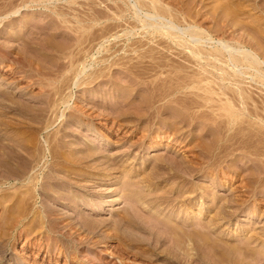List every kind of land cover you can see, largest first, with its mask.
<instances>
[{
	"label": "rangeland",
	"instance_id": "obj_1",
	"mask_svg": "<svg viewBox=\"0 0 264 264\" xmlns=\"http://www.w3.org/2000/svg\"><path fill=\"white\" fill-rule=\"evenodd\" d=\"M14 1L16 6L23 2V0ZM96 1L95 4L93 0H55L50 2L51 7L48 6L45 8L42 4H38L37 6L32 4L24 9L22 8L7 22L0 24V143L10 146V148H6V151L28 156L30 152L25 149V145H30V142L32 144L35 143L36 147L41 149V151L48 153V160L39 165L42 169H46L50 165L48 148H51L52 152L55 150L54 152H61L67 156L79 155L80 153H84L87 147V141L89 142L91 139H95L93 143L98 148L90 162L71 167L74 170L73 173H77L80 176L71 179V182L74 180L73 187L71 189L67 188V190H59L60 194L68 193L67 195L71 197L75 195L74 198L82 197L80 199L85 204H79L77 202L76 207L73 204L68 205L70 207H64L59 202L56 203L53 200L56 196L54 197L52 193L51 195L49 194V200L46 199L45 201L43 199V193L36 192L37 197L34 202L31 201L32 205L27 207L30 210H26L25 216L20 209V207L22 208V204L19 202L18 197L21 198L28 194L26 186H23L27 180L23 181L22 186L18 182L14 186L11 183L14 182V180L11 181L14 177L12 176L9 179L7 172H4L0 168V174H3L0 175V264H169L166 258L167 255L173 253L176 256V252H172L174 248L171 247L173 250L170 248L172 245V242H170L171 239L168 238L169 241H167V238L161 235L162 239L156 242L153 239L154 237L152 238V234L135 228L137 226L135 224H132L134 227L126 223L124 224V222H121L116 227L113 225V222L122 219L126 212L132 214L133 218H135L134 220L140 222V226L144 227L143 229L145 230H148L149 225L153 224V217L159 212L162 213H159L157 217L159 216L162 219L164 216L171 215V213L172 216L178 215L176 221L180 222V218L188 220L186 227L190 229H188L190 232L192 231L191 234L196 232L194 235H197V233L201 235L203 233V235L217 238L220 244H222V241L225 242V240L229 242L232 237L233 239H237V235H241L242 232H245V238H253L252 241L257 234L256 238L258 237L260 239L258 240L257 238V243H252V246H257L258 249L262 250L264 247V189L262 187L257 194H252L251 187L254 185L248 179L251 176L250 174H252V168L257 163V160L253 159L255 156H250V159H244L246 161L242 163L240 160L244 154L240 150L235 151V154L223 163L221 171L220 169L218 171V168L212 171L211 166L206 162L207 158L205 154H201L200 148L193 149L192 147V140L199 136L202 137L201 140L203 143L209 141L207 133L210 128H203V125L196 127V129L184 126L182 131H180L182 132L180 136L175 137V135L170 134L168 130L173 125L172 118L169 117L171 110L161 112L170 103L167 100L157 101L154 105L160 110L159 117L155 119L148 118L146 113L144 114L145 110L142 107L146 104L140 102L141 98L140 100L131 99L133 95H130V89L125 90L128 83L125 81L126 77L119 67L112 68L111 70L104 69L103 76H99L95 80L93 78L95 74L91 77L89 76L90 78L87 77V74L84 76L86 78L85 80H82L83 74L78 75L76 78L75 74L78 73L77 71L83 65L87 67L86 72H90L91 69L94 68L96 70L106 63L101 60V55L95 53L98 45L91 53L89 51L86 52L87 46H85L86 48L83 50L85 55L81 53L83 56L78 58L77 62L75 60L73 61L74 63L70 62L67 64L69 62L68 58H70L69 52L75 46L74 37H77L81 33V28L80 30L78 28L82 27L85 29L88 25L86 21L82 22L83 25L81 23L78 24L74 21L72 15L75 16L78 13L79 16L82 14L85 16L84 13H88L90 10V3V6L94 5L98 9L105 10L106 8L104 6L108 7L110 3L113 6L115 5L113 3L115 1L103 0L107 4L102 0ZM121 1L116 0L119 3ZM180 1L184 5V9L191 8L192 11L202 10L208 12L213 9L216 3L226 2V0H217L219 2L216 0ZM236 3L238 5L240 4L245 10H248L245 16L249 14L250 17L244 16L246 22L248 20L250 22L253 18L256 20L258 18L261 19L263 16L262 27L264 28V0H238ZM56 8H62L66 11V17L68 16L67 18L69 20L68 22H60V25L77 26L74 30L67 29L70 32L67 36L62 33H54V30L58 31V27H55L58 24L56 23L58 20L55 21L53 18ZM219 15H221V12H219ZM51 18L54 20L51 21ZM50 22H53L51 23L52 25L50 24L51 26L48 25ZM213 23L207 26L211 28L212 31L209 29L211 33L218 37L219 35L215 32L217 23ZM53 25L55 26L53 27ZM20 31L23 32L20 33ZM12 32L16 34L13 33V35ZM122 33L123 31L119 28L118 34L123 35ZM17 34L19 36H16ZM235 34L246 35L242 29L236 30ZM248 37L247 35L245 36V38ZM71 45L73 46L71 47ZM253 49H255L254 46ZM1 50L9 51L5 55ZM176 52L175 50H171L170 52L165 51L164 53L167 54V57L181 61L175 55ZM54 62H56V65L58 64V70ZM27 63H31L30 65L33 67L27 65ZM64 64L67 65L62 68ZM70 64H72V67ZM68 65L70 66L67 67ZM14 71H18V73H14ZM164 75L165 73L163 75L158 73L151 77L140 78L139 81H150L157 79L156 76L159 78ZM92 78L93 80L89 81ZM119 78L120 80L118 81ZM112 80L115 83L118 81L117 83L121 85L123 83L124 92L122 90L121 93L128 98L122 102L121 106L123 108L121 107V109L119 107V109L117 108L118 104L113 105L114 99H112V95H114L115 83ZM62 81L63 83H61ZM241 85L251 90L255 97H258V93L264 92V86L255 80L249 81L247 79ZM57 86H63L62 88L60 87L61 91L58 89L60 92H57ZM138 93L140 95L142 93L141 96H144L143 99L147 98L144 95L143 89L140 88ZM63 99H67V103L63 104ZM47 103L52 104V108L49 110L46 109ZM176 106L178 109H181V105ZM77 110L79 111L77 112ZM35 115L39 116L36 117ZM167 117H169L168 120ZM197 121L206 122L203 119H197ZM55 140L57 141L56 143ZM158 143L159 145H157ZM154 144L156 146L152 147ZM102 156H106V159ZM162 158L167 159V162H163L164 164L161 163L159 160ZM196 160L201 162L200 166H197ZM232 160H234L233 162L236 165L238 164L237 168H232ZM102 161H106V165H103ZM158 163L162 164V168L157 166ZM228 166L231 168L229 169ZM102 167L106 171L103 172ZM139 167H143L144 172H135L134 169ZM186 168L193 169L189 171ZM183 170L184 172H182ZM61 174L63 173L58 174L60 181L61 179H65L63 177L67 179L70 176L67 172L65 176ZM149 175L154 176V179L152 178L154 182L147 180L150 178ZM95 176L97 178H93ZM151 184L154 185L152 186ZM244 190L249 191L245 197H240L241 192ZM180 191H182V195H180ZM7 194L14 195L12 196L14 197V202L6 199L10 196L8 195L7 197ZM177 194L180 196L178 197ZM89 197L93 199L90 201ZM159 198L165 200L161 204L162 206L159 205L162 201ZM155 200L159 202L157 204L152 202ZM241 201H243L242 204ZM141 203L144 204L142 205ZM45 206L46 208L53 209L54 212L50 217L56 220L50 218V222H41L40 215L38 216V209L41 207V210H44ZM143 206L153 208H150L151 210L148 211ZM93 207L96 208L93 210ZM116 207L119 208L116 209ZM169 211L171 212L170 214L168 213ZM243 217L249 221L242 222L241 219ZM90 219L91 225L89 222ZM93 220L95 222H101V220L105 222L97 227L94 226L95 224H92L94 222ZM54 221L55 223H53ZM154 221L156 220L154 219ZM88 222L89 224H87ZM200 225L205 226L204 229ZM50 227L51 229L48 230ZM199 227L200 229H198ZM15 238H19V240L13 245ZM196 243H191V246L195 244V251L198 252L195 253L194 249L190 250V257L188 256V258L185 254H181V257L185 258L183 260L187 261L185 263L206 264L205 262L208 259V262L212 263V260L214 262L211 254L207 253V249L204 250L199 245L200 243L198 245ZM178 252L179 250L177 254ZM179 253L183 252L180 251ZM196 255L198 257H195ZM199 255L201 256L200 258ZM259 257L262 258L259 264H264V254L259 255ZM198 258L204 261L201 260V262L197 260Z\"/></svg>",
	"mask_w": 264,
	"mask_h": 264
},
{
	"label": "bare ground",
	"instance_id": "obj_2",
	"mask_svg": "<svg viewBox=\"0 0 264 264\" xmlns=\"http://www.w3.org/2000/svg\"><path fill=\"white\" fill-rule=\"evenodd\" d=\"M51 1H55V0H32V1L23 0V2L20 3V5L16 6L14 0H0V24L7 22L9 19H11L13 15H16L22 8L24 9L32 4L36 6L38 4H42L44 8L48 6L51 7L50 6ZM95 1L96 0H93V3H95ZM110 1L111 2L115 1L113 2L115 3V5L113 6L112 3H110L108 7L104 6L106 10L100 9V8L98 9L94 5L90 6L91 4L90 3L89 4L90 10L88 11V13L86 12L84 13L85 16H83V14L79 16L78 13H77L78 15L77 14L75 16L72 15L74 17V21H76L78 24L81 23L83 25L82 22L86 21L88 25L85 29L82 27L78 28L79 30L81 28V33L79 31L80 34L77 37H74L75 46L73 49L71 48H70L71 50L69 49L70 58H68L69 62L67 64H69L70 62L72 63L75 60H76L75 62H77L78 58H81L83 56L84 54L83 50L84 48H86L85 46H87L86 52L89 51V53H91L93 52L95 47L98 45L99 46L96 49L95 53H98V55H101L100 56L102 57L101 60L106 62L104 66L103 65L101 66L102 68L101 67L99 68L97 66L99 68V69L97 68L98 70L97 69L94 70L93 68L91 69L90 72H86L87 67L83 65V67H81V69L77 71L78 73L75 74L76 78L78 75L83 74L82 76L83 79L80 76L79 77L82 80H85L86 78H84V76H86L87 74H88L87 77L89 76L91 77L93 76V74H95V77H93L95 80L97 77L103 76L104 69L111 70L112 68L119 67L122 70V73L124 74V76L126 77L125 81H127L128 83L127 84L128 89L126 88L125 90L130 89L129 91L132 92V93L130 92V95L131 96L133 95L131 99L140 100L141 98L140 102L146 104L142 107L145 110L144 114L146 113L148 118L150 117V119L151 118L155 119L159 117L160 110L157 107H155L154 104L157 103V101L159 102L162 100H167L171 105L167 104L168 106L164 107L161 112L171 110L170 111L171 113H169V117L172 118L170 119L173 121V125L170 128V130H168L170 134L175 135V137L180 136L182 134V132L180 131H182V128L184 126H188L192 129L193 128L196 129V127L203 125V128H206V127H207L206 129L210 128L207 133L208 134L207 138H209V141L203 143L201 140L202 137L200 136H199L200 138L194 137L195 139L192 140V143H193L192 147L193 149L200 148L201 154L202 155L205 154V157L207 158L206 162L208 165L211 166L210 168L212 169V171L216 170L217 168H218L217 169L218 171L219 169L221 171L223 163L226 162L228 158H230V156L235 154L234 153L235 151L240 150L244 154L243 158L241 160L239 159L242 163L246 161V160L244 161V159H250V156H255V158L253 157V159L257 160L256 161L257 163H255V167L252 168L251 170L252 174L248 173L251 175L248 179H250L249 180L250 183H253L254 185L253 187H251L252 188L251 193L257 194V192L261 190L262 187H263L262 189H264V92L258 93V97L257 96L255 97L251 90L241 85L243 84V82H245L248 79L249 81H253V80L258 81L260 82L262 86H264V28L262 27L263 26L262 24L263 16L261 17V19L257 17L258 18L257 20L253 18L254 20L252 19L250 22H248L249 20L246 22L244 20L246 19L244 18V16L247 13L246 11L248 10H245V8H243L240 4L238 5V3H236V1L238 0H226V2L216 3L210 12L202 11V10L192 11L191 8L184 9L183 7L184 5L181 3L180 0H170V1L169 0H122L121 3L116 2V0H110ZM219 1H222V0H219ZM219 12H221V15H219ZM54 14L55 16L54 17L52 16V17L55 19V21L58 20V22H56L58 24L56 26L53 25V27L54 26L56 28L58 27L57 28L58 31L54 30L55 34L62 33V34H66L67 36L68 33H70L69 30L67 29L70 28V30L72 29L74 30L77 28V26L72 27V25L69 26L66 24L65 26H62L59 24L62 21L63 22L69 21L67 18L68 16L66 17L67 12L64 11L62 8H56L54 11ZM245 17L249 18L250 16L248 14V16H245ZM53 18H51V21L54 20ZM53 22L48 23V25H50ZM210 23H213V24L217 23V26H216L217 28L215 29V32L219 35L218 37L214 36L211 33L212 31L211 28L207 26ZM250 23L251 25L252 24L253 25L252 26L249 25ZM119 28L121 29V31H123L122 33L123 35L118 34ZM89 29L90 31H88ZM239 29H242L243 33L249 37L245 38L246 35L244 36L243 34L236 35L235 32L236 30H239ZM21 32L23 31H20V33ZM13 33L14 32H12V34ZM18 34L16 36H19ZM10 37H11V34H10ZM97 40L99 41L96 43ZM93 42L96 44H94ZM72 46L73 45H71V47ZM253 46L255 47V49H253ZM164 50L166 52L167 51L170 52L171 50L177 51L175 55L178 56L181 59V61L175 60L174 58L172 59L170 57H167V54L164 53L165 52ZM8 51L1 50V52H3L5 55L8 54ZM54 63L56 65V62ZM30 64L27 63V65H30ZM66 65L64 64L62 68L66 67ZM70 65L72 67V64ZM70 65H68L67 67H69ZM55 67L57 69L59 67L58 64ZM38 71H39V68H38ZM61 72H62V69H61ZM14 73H18V71H14ZM158 73L162 75L165 73V75L159 78L156 76L157 79H153L150 81H143V82L139 81L140 78L151 77L153 75H157ZM93 78L89 81H92ZM119 80L120 78L118 79V81ZM118 81H116V83ZM61 83H63V81ZM113 83H115V81H113ZM116 83L114 87V90H115L114 95H112L113 96L112 99H114L113 105L118 104L117 108L119 107L121 109V107L123 108V106H121L122 102L126 101L128 98L123 93H121L122 90L124 92V88L122 86L123 83L122 85L120 83H117V84ZM79 84L81 83L79 82ZM60 87L62 88L63 86H57V92L59 91L58 89H60L61 91ZM140 88L144 90V95L147 96L146 99L145 98L143 99L144 96L143 97L141 96L142 93L141 95L138 93ZM115 92L117 93V95ZM62 101H63L62 102L63 104L67 103V99L66 100L63 99ZM136 105L138 104L136 103ZM176 105H181L180 107L181 109H178ZM51 106L52 104L47 103L46 109L49 110L50 108H52ZM78 111L79 110H77V112ZM35 116L38 117L39 115H35ZM169 117H167V120ZM197 119H201V120L203 119L206 122L197 121ZM29 138L31 139V137ZM94 140L95 139H91V141L89 142L87 141V147L84 153L82 154L80 153L79 155L67 156V155L62 154L61 152L60 153L54 152L55 151L54 149H53L54 151L52 152L51 148H48L49 149L48 152L50 154L49 155L50 165L48 166L46 165L47 166L46 169H42L39 165L42 162H46L48 160L47 158L48 153H44L43 151H41V149L36 147L35 143L32 144L30 142L29 143L30 145H25V149L29 150L30 152L28 156L27 155L24 156L22 154L21 155L15 154V153H12V151L8 152L6 151V148H10V146L8 145L9 146L8 147L6 146V144L4 145L0 143V168L3 169L4 172H7V176L9 179L12 176L14 177L13 179H11V181L14 180V182H11L12 184H14V186L17 182L20 183V185L22 186L23 181L27 180V182L23 186H26L28 194L22 196L21 198L18 197L19 202L22 204V208L20 207V209L23 211L22 214L25 215L27 212L26 210L28 211L30 210V208L28 209L27 207L32 205L31 201L33 202L35 201L37 197L36 192H41V194L43 193L42 195L45 196V197L43 196V199H45V201L46 199L49 200V194L51 195L52 193L54 197L56 196L55 198H53V200L56 201V203L59 202L60 205L64 207L70 204H73L76 207L77 202H79V204H85V202L82 199H80L82 197L74 198L75 195L71 197L67 195L68 193L60 194L59 190H62V189L67 190V188L71 189L74 185V182H73L74 180L72 181L73 182L72 183L71 179L74 177L76 178L80 177L79 174L77 175V173L76 174L73 173L74 170L71 169V167L79 166L81 164L83 165L85 162H90L93 159L98 149L95 147L96 144L94 145L93 143ZM56 142L57 141L55 140V143ZM157 145H159V143ZM155 146L156 145L154 144L152 147H155ZM102 157L106 159V156H102ZM166 160L162 158L159 161L163 163V162H167ZM196 161H197V166L198 165L200 166L201 162H198V160ZM233 161L234 160H232V162ZM105 163L107 162L102 161L103 165H106ZM161 163H158V165L157 164L156 165L162 168ZM228 167L229 169L231 168L230 166ZM233 167L237 168L238 164L236 165L235 162H233L232 168ZM142 168L143 167H139L134 170L137 173L139 172L141 173V172H144ZM102 169H103V172L106 171L104 170V167H102ZM187 169L189 168H186V170ZM191 170L189 169V171ZM66 172L69 173L70 176L69 177L67 176L68 177L67 179L66 177H63L65 179H61L60 181L59 179L60 177L58 174L63 173L61 175L65 176ZM182 172H184V170ZM0 175H3V174H0ZM238 175L240 176L239 172H238ZM149 176L150 178L147 180H149V182H152L154 179V176L153 177L151 175ZM93 178H97V176ZM248 191L249 190H244L243 192H241L242 194L240 195V197L241 196L245 197ZM180 192H181L180 195H182V191ZM8 195L10 194H7V197ZM180 195H178V197ZM4 196H5V193H4ZM10 196L6 199L14 202V199H13L14 197L12 196L10 197ZM89 198H90V201L93 199L92 197H89ZM176 199L178 198L176 197ZM152 202H155V204H157L159 201L155 200ZM164 202L165 200H162L159 203V205H161ZM242 202L243 201H241V204ZM143 207L146 208L148 211L153 208L149 206L147 207L143 206ZM239 207H240V204H239ZM95 208L96 207H93V210ZM117 208L119 207H116V209ZM170 211L168 212L169 214L171 213ZM53 212H54L53 209L46 208V206L44 210H41V207H40V209H38V216L40 215V218L42 220L41 222H45V223L50 222L51 221L50 218L52 219L50 215ZM159 213H162V212H159ZM157 215L153 217V221H152L153 224L149 225L148 230L143 229L144 227L140 226L139 224L140 222H136V220H134L135 218H133V215L127 212L125 213L124 217L122 216L123 217L122 219L113 222V225L115 227L119 226L121 222H124V224L126 223L127 225H131V226L135 224L137 225L135 228H138L139 230L140 229L144 230L148 232L149 234H152L153 235L152 238L154 237L153 239L156 240V242L157 241L159 242L160 239H162L161 235H164L167 238V241L171 239L170 242H172V245L170 246V248L171 247L174 248V251L172 252H176V256L170 252H168L170 254L167 253L170 256L166 254L167 255L166 258L168 259L169 264H186L185 262L187 261L183 260L184 257H181V254L182 255L185 254L188 258V256L190 255L189 254L190 250L194 249L195 251V244L191 246V243H196V242H197L196 243L197 245L198 243H200L199 245H201L204 248V250L207 249L208 252L207 251L205 252H207L208 254H211V257H213L212 259H214V262L212 260V263L208 262L209 259L208 260L206 259L207 260L205 262L206 264L208 263H211V264H259L262 261V258H260L259 255L264 254V249H263L264 247L262 248V250H260L257 248V246L256 247L252 246V243L253 244L254 242L257 243L256 241L258 238V237L256 238L257 234L255 235V237L252 236L254 237V240L252 241L253 238L251 237L249 239L245 238V232H242L241 235H237L238 236L236 237L237 239H233L232 237V239H230L229 241L230 243L226 242L225 240V242L222 241V244H220L217 238L215 239V238H212L211 236H206L205 234L203 235V233L201 232H200L201 235H198V233L197 235H194L196 234L195 231H194L195 232L194 234H191L192 231L190 232L189 231L190 229L186 227V223L188 222V220L180 218V222H178L176 221L178 215L172 216V213H171V215L164 216L163 219L160 218L159 216L157 217ZM154 219L156 221H154ZM241 220L244 223L249 221L248 219L244 217ZM84 221L86 222V220ZM90 221L91 219L89 220V222ZM89 222L87 224H89ZM104 222L102 220L101 222L94 221L92 224L93 225L95 224L94 226L98 227ZM53 223H55V221ZM90 225H91V222H90ZM90 225H87V226H90ZM200 226L203 229L205 227L202 225ZM50 229L51 227L48 228V230ZM198 229H200V227ZM64 234L66 235V233ZM19 238L14 239L13 245H15V243L19 240ZM259 239L260 238H258V240ZM173 248L171 249L173 250ZM176 249H178L179 252L182 251L183 253L178 252L177 254L178 250L176 251ZM196 252L198 251H195V253ZM197 254H200V253H197ZM195 257H198V256L196 255ZM200 257L201 256L199 255V258ZM199 258L197 260H200V261L203 260Z\"/></svg>",
	"mask_w": 264,
	"mask_h": 264
}]
</instances>
